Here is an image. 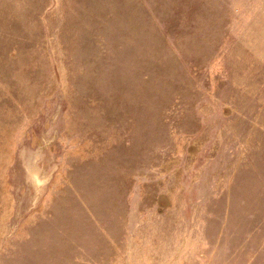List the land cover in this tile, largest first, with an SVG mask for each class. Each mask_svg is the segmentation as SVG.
I'll return each mask as SVG.
<instances>
[{
    "label": "rangeland",
    "instance_id": "obj_1",
    "mask_svg": "<svg viewBox=\"0 0 264 264\" xmlns=\"http://www.w3.org/2000/svg\"><path fill=\"white\" fill-rule=\"evenodd\" d=\"M0 264H264V0H0Z\"/></svg>",
    "mask_w": 264,
    "mask_h": 264
}]
</instances>
